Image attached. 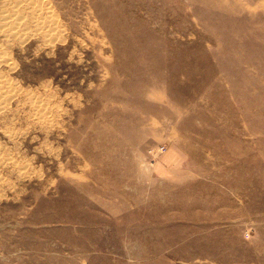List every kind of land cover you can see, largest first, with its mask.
<instances>
[{
	"label": "rangeland",
	"instance_id": "obj_1",
	"mask_svg": "<svg viewBox=\"0 0 264 264\" xmlns=\"http://www.w3.org/2000/svg\"><path fill=\"white\" fill-rule=\"evenodd\" d=\"M0 61V264H264V0H0Z\"/></svg>",
	"mask_w": 264,
	"mask_h": 264
},
{
	"label": "bare ground",
	"instance_id": "obj_2",
	"mask_svg": "<svg viewBox=\"0 0 264 264\" xmlns=\"http://www.w3.org/2000/svg\"><path fill=\"white\" fill-rule=\"evenodd\" d=\"M34 2V1H33ZM18 3V2H17ZM32 3V1L30 2V4ZM37 3H38V1H37ZM20 4V3H19ZM34 4V3H33ZM40 4V3H39ZM36 5V4H35ZM42 5V4H41ZM20 7V6H19ZM22 7V6H21ZM41 7V6H40ZM38 8V7H37ZM42 8V7H41ZM16 11V10H15ZM35 14V13H34ZM49 14V13H48ZM14 15V14H13ZM19 17V16H18ZM47 19H49V18H47ZM25 20V19H24ZM23 20V21H24ZM16 21H18V20H15V22ZM21 21V20H20ZM41 21V20H40ZM50 21V20H49ZM9 22V21H8ZM13 22V21H12ZM40 23V22H39ZM38 23V24H39ZM51 23V22H50ZM9 24V23H8ZM7 24V25H8ZM18 24H19V21H18ZM28 24V23H27ZM14 25H15V23H14ZM36 25V24H35ZM47 25H49V24H47ZM10 26V25H9ZM22 26V25H21ZM39 26V25H38ZM43 26V25H42ZM50 26V25H49ZM6 27V26H5ZM15 27H18L17 25H15L14 27H12V28H15ZM20 27V26H19ZM8 28V27H7ZM11 28V29H12ZM42 28V27H41ZM10 29V28H9ZM15 29H18V28H15ZM37 30V29H36ZM39 30V29H38ZM16 31V30H15ZM47 35V34H46ZM5 61V60H4ZM3 61V62H4ZM8 61V60H7ZM1 62V61H0ZM7 63V62H6ZM0 77H1V75H0ZM2 78V77H1ZM6 84V83H5ZM6 88H8V85H5V86H1L0 87V97H2V95L5 93V91H7V89ZM3 89H6V90H3ZM5 99V98H4ZM1 100V99H0ZM2 103V102H1ZM0 103V110L3 108V104H1ZM4 103H6V102H4ZM43 108H41V107H39V106H36L35 108H34V118L36 117L37 119H39V118H41V117H43L44 115H43V112H44V110H42ZM45 109V108H44ZM46 110V109H45ZM45 113V112H44Z\"/></svg>",
	"mask_w": 264,
	"mask_h": 264
},
{
	"label": "crops",
	"instance_id": "obj_3",
	"mask_svg": "<svg viewBox=\"0 0 264 264\" xmlns=\"http://www.w3.org/2000/svg\"><path fill=\"white\" fill-rule=\"evenodd\" d=\"M166 156H168V155L166 154ZM163 159H164V158H163ZM169 162H170V164H174V163L176 162V160L172 159V160H170ZM169 162H168V163H169ZM152 164H153V167H154V170H155V171H159V169H160V172H162V164H163V163L158 162V163L156 164V162H155V163L152 162Z\"/></svg>",
	"mask_w": 264,
	"mask_h": 264
},
{
	"label": "built area",
	"instance_id": "obj_4",
	"mask_svg": "<svg viewBox=\"0 0 264 264\" xmlns=\"http://www.w3.org/2000/svg\"><path fill=\"white\" fill-rule=\"evenodd\" d=\"M163 148H164V146H160V147L158 148L159 152H161V151L163 150Z\"/></svg>",
	"mask_w": 264,
	"mask_h": 264
}]
</instances>
